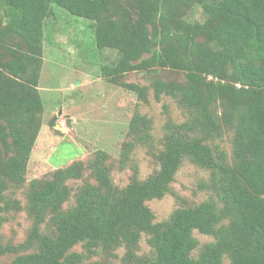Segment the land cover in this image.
<instances>
[{"label": "trees", "instance_id": "16d2710c", "mask_svg": "<svg viewBox=\"0 0 264 264\" xmlns=\"http://www.w3.org/2000/svg\"><path fill=\"white\" fill-rule=\"evenodd\" d=\"M0 0V214L21 209L6 195L25 183L32 148L41 128L43 103L37 91L42 66L44 23L53 6L90 20L98 49L117 52L101 67L110 83L133 71L156 68L181 75L153 83L156 101L169 96L182 122L168 120L159 169L145 180L134 175L124 188L110 178L101 152L87 165L92 181L64 209L69 180L82 179L76 162L47 180L27 184L26 210L34 227L15 247L0 244V264H111L91 260L99 251L119 264H264V0ZM195 7L200 19L190 20ZM131 11L137 15L135 19ZM139 100L147 88L125 84ZM136 140L127 144L122 163L138 144L151 143L144 116L131 119ZM229 134L231 159L216 142ZM184 161L209 172L199 189L212 192L194 206L180 207L161 223L147 201L172 193L171 183ZM0 215V226L5 220ZM50 216L48 232L39 226ZM213 240L198 248L193 232ZM149 251L137 254L142 235ZM80 245L83 252L74 250ZM27 253H21L20 252ZM112 253V254H111Z\"/></svg>", "mask_w": 264, "mask_h": 264}, {"label": "rangeland", "instance_id": "374dc122", "mask_svg": "<svg viewBox=\"0 0 264 264\" xmlns=\"http://www.w3.org/2000/svg\"><path fill=\"white\" fill-rule=\"evenodd\" d=\"M130 0H122V6L129 8ZM54 13L44 23L42 66L37 91L43 103L41 128L32 148L25 183L19 189L11 188L6 195L16 199L21 209L16 212L0 214L5 220L0 226V244L22 245L34 227V220L26 210L27 184L33 179L47 180L59 169L81 162L85 170L82 179L69 180L71 189L63 208L74 205V194L85 181H92L88 163L101 152L105 163L111 167L110 178L118 188H124L131 178L145 180L159 169L155 153L161 149L164 127L168 120L182 122V112L169 96L154 99L153 83L157 80H178L168 70L152 69L149 72H130L120 80V84L110 83L104 78L101 67L111 65L117 52L98 49L94 42L92 22L71 15L64 9L53 6ZM134 18L137 15L131 11ZM189 14L190 20L200 19V10L195 7ZM125 84H137L147 88V101L127 89ZM144 116L151 126L152 142L136 145L129 152L128 160L122 163L124 149L135 141L136 129L131 128L134 116ZM135 133V134H134ZM216 141L230 157V164L239 165L231 159L229 134ZM209 180V172L184 161L171 183L172 193L162 199L147 201L146 205L154 215V222L167 220L173 210L194 206L212 195L209 190L199 189L200 183ZM50 216H46L39 226V233L48 232ZM198 248L192 252L195 257L199 248L211 242L209 236L193 232ZM146 235H142L137 254L149 251ZM83 252L80 245L74 248ZM124 247L118 248L114 255L99 254L91 260H105L119 264ZM30 251H22L27 253ZM16 255L11 253L0 258V263L10 262Z\"/></svg>", "mask_w": 264, "mask_h": 264}]
</instances>
